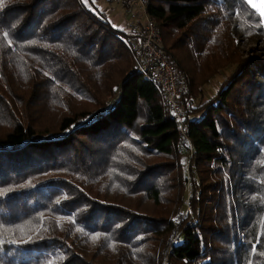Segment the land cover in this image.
<instances>
[{"label": "trees", "instance_id": "obj_1", "mask_svg": "<svg viewBox=\"0 0 264 264\" xmlns=\"http://www.w3.org/2000/svg\"><path fill=\"white\" fill-rule=\"evenodd\" d=\"M145 1L189 146L91 0H2L0 264H264L259 17L243 0Z\"/></svg>", "mask_w": 264, "mask_h": 264}, {"label": "built area", "instance_id": "obj_2", "mask_svg": "<svg viewBox=\"0 0 264 264\" xmlns=\"http://www.w3.org/2000/svg\"><path fill=\"white\" fill-rule=\"evenodd\" d=\"M129 3V13L139 18L127 24L131 32L128 43L133 52L135 71L157 87L164 108L176 123L178 136L184 145L189 146L185 136V118L178 110L181 88L173 65L163 52L159 31L146 16L145 0H129Z\"/></svg>", "mask_w": 264, "mask_h": 264}, {"label": "rangeland", "instance_id": "obj_3", "mask_svg": "<svg viewBox=\"0 0 264 264\" xmlns=\"http://www.w3.org/2000/svg\"><path fill=\"white\" fill-rule=\"evenodd\" d=\"M129 1V0H127ZM245 4L256 13V10L251 8L247 4V0H243ZM256 3H259L260 0H255ZM92 6L98 8L101 12L105 13L107 15L108 20L112 23V25L117 28L118 30H121L123 32H126L128 37L131 34V32L127 29V24L132 23V19H139L137 16L132 15L129 13V8L128 9H122L121 3L119 0H91ZM130 4V3H129ZM129 7V6H128ZM128 12V13H127ZM259 17L260 20V25L264 30L263 22H261V18L258 13H256ZM162 46V43H161ZM135 68V67H134ZM224 74L221 73L219 76L214 78V80L211 81V83L204 88V98L203 102L206 101L209 97L213 95V93L217 90L219 83L223 80ZM199 104V102H197ZM179 111L183 113V117L185 118L184 114L186 112L185 110V105L182 103V100L180 101L179 105ZM168 113L169 111L166 110ZM170 115V114H169ZM181 164L185 167L186 160L183 158L181 160Z\"/></svg>", "mask_w": 264, "mask_h": 264}, {"label": "snow or ice", "instance_id": "obj_4", "mask_svg": "<svg viewBox=\"0 0 264 264\" xmlns=\"http://www.w3.org/2000/svg\"><path fill=\"white\" fill-rule=\"evenodd\" d=\"M0 4H2V0H0ZM247 4L256 10V13H258L261 18V22H264V0H260L259 3H256L255 0H247ZM5 36H7V34H5ZM92 239L95 240L97 237L93 236ZM3 243H5V241L0 239V244ZM11 243H15V241H11ZM253 251L255 252V249H253ZM262 255H264V253H262Z\"/></svg>", "mask_w": 264, "mask_h": 264}, {"label": "bare ground", "instance_id": "obj_5", "mask_svg": "<svg viewBox=\"0 0 264 264\" xmlns=\"http://www.w3.org/2000/svg\"><path fill=\"white\" fill-rule=\"evenodd\" d=\"M263 26H264V22H263Z\"/></svg>", "mask_w": 264, "mask_h": 264}]
</instances>
